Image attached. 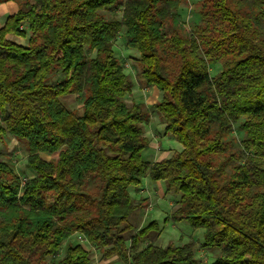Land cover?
Instances as JSON below:
<instances>
[{
    "label": "trees",
    "instance_id": "1",
    "mask_svg": "<svg viewBox=\"0 0 264 264\" xmlns=\"http://www.w3.org/2000/svg\"><path fill=\"white\" fill-rule=\"evenodd\" d=\"M9 2L17 11L0 27V143L8 134L24 143L33 176L0 160V264H92L86 244L124 264H201L194 241L142 247L156 224L135 230L140 204L129 189L148 176L180 194L168 220L204 229L201 248L218 251L210 264H264V0H202L189 32L186 0L0 5ZM112 9L120 20L105 14ZM123 29L142 86L162 93L155 111L182 146L161 161L143 157L148 108L125 100L132 83L114 52ZM69 95L82 112L66 106Z\"/></svg>",
    "mask_w": 264,
    "mask_h": 264
},
{
    "label": "rangeland",
    "instance_id": "2",
    "mask_svg": "<svg viewBox=\"0 0 264 264\" xmlns=\"http://www.w3.org/2000/svg\"><path fill=\"white\" fill-rule=\"evenodd\" d=\"M185 4H182L180 8V17L182 25L187 32L194 27L195 24L200 22V9L202 0H186ZM251 1V0H248ZM17 5L15 3H5L0 5V27L4 25L9 15L16 13ZM105 14L110 19L120 20L122 16V10H106ZM10 39L17 41L23 46L28 45V39L16 38L10 36ZM126 29H123L119 34L115 45V55L121 59V62L125 68V73L130 77L132 83L131 95L125 99L128 105L133 103L144 104L150 112V123L144 124L143 130L146 137L150 140L151 146H149L143 153L144 160L155 162L162 157H166L168 154L172 156L175 152L182 149L181 144L173 139L170 134L165 131V125L161 121L160 117L155 111V105L162 98V93L155 87L146 88L142 86L140 79V69L138 61L140 58L139 52L129 49L127 46ZM211 74L216 76L221 70V66L212 67ZM63 79L62 74L55 75L51 81L58 82ZM63 102L66 106L75 111L82 112L81 97L78 95H69L64 97ZM234 136L239 142H241L243 135L238 131L234 132ZM27 147L24 143L16 140L11 135H6L5 140L0 143V160L6 161L9 165L22 177L23 180L33 176L26 165L27 163ZM46 159H49L47 155H43ZM169 158V157H168ZM149 181V183H147ZM157 183L148 176L146 177L139 190L136 187H130V193L134 197L137 204H140L141 209L140 220L137 222V214H132L133 218H129L130 223L135 230L142 229L151 223L156 224V228H153L146 238L142 247L147 244H154L155 246L166 247L169 244L180 246L190 241L196 242V257L201 264H210L216 258L218 251H207L201 248L203 243L204 229L195 230L187 222L174 223L168 218L178 208V200L180 194L168 193L165 185H161L158 188H153L152 183ZM163 183V182H162ZM141 189V190H140ZM134 232L127 233V238L131 237ZM72 243H78L77 235L71 239ZM67 244L65 243L59 254V258L65 254ZM85 247L90 251L92 264H124L116 257L105 258L101 249L86 244ZM52 262L49 259L48 263Z\"/></svg>",
    "mask_w": 264,
    "mask_h": 264
},
{
    "label": "crops",
    "instance_id": "3",
    "mask_svg": "<svg viewBox=\"0 0 264 264\" xmlns=\"http://www.w3.org/2000/svg\"><path fill=\"white\" fill-rule=\"evenodd\" d=\"M9 3H13V2H9ZM17 10V9H16ZM13 15V14H12ZM150 146H151V144H150ZM180 150V149H179ZM170 158L171 156L168 154L166 157H162V158H160L159 160H155V161H161V160H164V159H167V158ZM147 183H149V181H147ZM152 183V182H151ZM163 183L162 182H157V183H152V187L155 189V188H158V187H160L161 185H162ZM164 185V184H163ZM139 190V189H138ZM141 190V189H140ZM132 195V194H131ZM133 197V196H132ZM134 198V197H133ZM135 200V199H134ZM136 202V201H135ZM133 215L134 214H137L136 216H138L139 218H137L136 220H137V222L140 220V214H141V209L140 208H138L136 211H134L133 213H132ZM131 214V215H132ZM130 215V216H131ZM133 215L131 216V218H133Z\"/></svg>",
    "mask_w": 264,
    "mask_h": 264
},
{
    "label": "built area",
    "instance_id": "4",
    "mask_svg": "<svg viewBox=\"0 0 264 264\" xmlns=\"http://www.w3.org/2000/svg\"><path fill=\"white\" fill-rule=\"evenodd\" d=\"M77 237H78V240H79L80 243H82V244L87 243V241H86V239L84 237H81V236H77Z\"/></svg>",
    "mask_w": 264,
    "mask_h": 264
}]
</instances>
